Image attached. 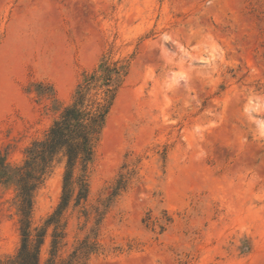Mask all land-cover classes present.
Returning a JSON list of instances; mask_svg holds the SVG:
<instances>
[{"label": "rangeland", "instance_id": "374dc122", "mask_svg": "<svg viewBox=\"0 0 264 264\" xmlns=\"http://www.w3.org/2000/svg\"><path fill=\"white\" fill-rule=\"evenodd\" d=\"M104 62L128 73L86 173L75 170L56 247L61 155L35 194L40 264L85 241L82 264H264V0H0L8 164L23 165ZM17 194L0 183V264L23 244Z\"/></svg>", "mask_w": 264, "mask_h": 264}, {"label": "trees", "instance_id": "16d2710c", "mask_svg": "<svg viewBox=\"0 0 264 264\" xmlns=\"http://www.w3.org/2000/svg\"><path fill=\"white\" fill-rule=\"evenodd\" d=\"M127 73V68L119 65L118 62L112 64L104 62L88 75L78 85L72 103L64 108L46 137L34 142L26 150L23 165L13 167L8 164L6 156L0 149V183L16 187L22 215L23 244L16 257V264H40L41 247L46 230L38 232V241L33 245L30 229L34 199L45 176L61 155L65 160L63 195L56 211L47 221V227L51 225L55 227L53 245L54 247L58 245L62 237V234L58 233L61 229V217L73 194L75 170L81 166L82 171L86 173ZM77 184L78 200H87L89 186L85 175L78 178ZM116 192L118 189L113 195ZM92 248L87 241L83 242L69 260L62 264H82ZM48 264L56 263L50 260Z\"/></svg>", "mask_w": 264, "mask_h": 264}, {"label": "bare ground", "instance_id": "6f19581e", "mask_svg": "<svg viewBox=\"0 0 264 264\" xmlns=\"http://www.w3.org/2000/svg\"><path fill=\"white\" fill-rule=\"evenodd\" d=\"M236 121H237V120H236ZM232 124H233V119H230V120H229V125L231 126ZM229 125H228V126H229ZM227 130H228V129H227ZM250 155H251V153H250ZM252 155H253V154H252ZM253 157H254V155H253ZM248 159H249V158H248ZM249 162H250V160H249ZM249 164H250V163H249Z\"/></svg>", "mask_w": 264, "mask_h": 264}]
</instances>
